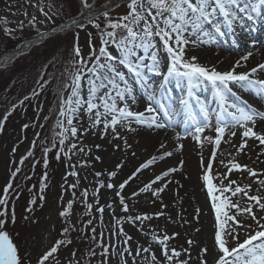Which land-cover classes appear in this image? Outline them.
<instances>
[{
    "label": "snow or ice",
    "instance_id": "1",
    "mask_svg": "<svg viewBox=\"0 0 264 264\" xmlns=\"http://www.w3.org/2000/svg\"><path fill=\"white\" fill-rule=\"evenodd\" d=\"M79 3L81 11L78 16L71 23L61 25L60 30L65 31L73 26L82 30L91 25L96 30L95 39L98 43L93 44V34L88 32L89 51L85 56L79 45V32L75 33L76 43L73 45V56L70 61L71 71L65 69L61 73L65 81L59 90V111L53 126L54 129H59L55 132L52 141V147H56L57 139L59 143L56 159H60V153L71 159L70 153L78 148V144L70 143L67 151L64 145L66 141L79 139L78 131L82 135L90 131L93 133L98 131L100 139L109 137V142L118 140L120 143L112 145L113 149L118 151H126L132 147L128 143L127 136L121 135V131L128 133H136L138 129L173 131L175 133L173 150L152 156L127 179L119 183L115 195L119 197L122 211L129 213V205L122 194L129 182L136 178L137 173L148 169L158 160L163 161L173 157L174 154H181L184 149L182 141L190 137L201 150L198 155L202 175L198 176V179L202 182L201 188L205 190L206 198L210 201V210L214 212L212 248L214 264H264V170L258 171L248 165H242L235 159V155L244 153L249 140L258 141L260 146H264V132L256 130L258 121L264 122V110H258L241 101V97L233 90V86H236L241 91L264 98V79L259 78L258 75H264V63L246 72L237 71L238 68L246 67L247 61L253 55L252 48H249L246 54L235 61L227 71H218L216 65L201 63L198 55H189L205 45L227 43L225 38L235 37L238 35V30L254 32L257 21L264 20V0H123L126 4V13L115 17L110 15L109 6L112 0H107L103 6L104 11L99 13L96 12V0H92V3H89V0H79ZM35 7H38L47 19H51L42 7L39 5ZM23 14L28 15L27 12ZM101 17H103V25L99 22ZM36 19L35 15L31 16L28 24L35 27ZM80 19L87 23H80ZM0 24L5 26L3 30L6 35H11L16 30L7 27L6 18L0 19ZM17 27L22 30L25 27L24 21H19ZM39 35L43 39L44 34ZM231 43L233 47L238 48L236 39L233 38ZM251 45L255 47V41H251ZM161 52L166 53L167 64L161 63ZM154 77H159V80H155ZM130 79L147 95L143 111L134 107L137 101ZM48 82L40 83V91H43ZM173 84L180 90L178 98L172 95ZM209 90L211 99L202 98L200 93ZM40 91L33 90L32 95L38 96ZM65 92L67 96L64 95ZM27 99L29 97L26 96L25 100ZM237 101L241 102L237 103ZM20 103L22 105L24 101ZM14 110L15 106L12 111ZM10 114L11 111L0 121V133L3 132L4 122ZM45 119L47 120L48 117ZM28 127L29 125H24V128ZM177 127L182 130L177 131ZM237 128L242 129L241 143L238 147L233 145L236 147V153L235 155L229 153L232 158L227 163L223 159L218 161V165L227 171H217L214 177L213 161H216L217 150L226 134L229 140L224 143H231V137L236 136ZM206 131L214 132L216 135H205ZM206 144L215 146L207 165L203 156ZM95 147L100 149L102 146L97 144ZM166 147L163 142L159 145V149ZM51 150V148L43 149L45 157ZM78 150L83 152L85 148L79 147ZM32 155L33 152L29 151L20 163L23 164L24 159ZM132 155L134 156L135 152H132ZM262 155H264V147H261L257 159ZM94 158L96 161L102 159L100 156ZM184 164L183 159L178 160L175 166L155 175L153 180L144 184L139 191L133 192L132 196L148 193L155 198L152 203L159 201L162 209L167 208L168 205L163 203L162 193L174 183L176 185L174 191L179 196V189L183 185L179 180L174 179V174H183ZM123 166V163H117L114 170L95 172V176L106 175L110 180L114 179ZM72 167L74 168L75 165ZM234 172L241 176L247 173L249 178H255L253 180V184H256L255 190L252 184L241 185L237 180L230 179ZM15 175V172L12 173L13 177ZM68 175L77 178V183L70 185L75 189L79 183V174L71 171ZM46 179L45 173L44 180ZM214 180H217L218 184L214 183ZM98 183L99 187L93 192V196L97 197L95 200L97 205H99L100 188H117V185L111 182ZM45 187L46 184L41 183L40 201L45 199L43 195ZM11 188L12 184H7L3 197H0V264H31L26 256L21 255L20 247L8 228L9 223L16 222L14 209L11 215L8 211ZM81 195L86 201L88 190L85 189ZM242 198L246 200L244 206L240 203ZM30 203L37 205V198L34 196ZM72 207L73 201H69L66 209L59 215L67 218ZM106 207L115 211L111 204H107ZM85 208V214L90 215L93 204L87 203ZM96 210L100 213L102 222L105 206H99ZM33 211V208L28 209L29 213ZM161 216L171 220V216L163 210L154 214H129L116 219L118 231L109 236L108 243L104 241L103 232L97 240L96 228L93 227L91 239L101 248V252L97 253L95 248H92L88 255L93 257L100 255L103 258L100 264H108L110 255L118 257L117 264H129V260L131 264H137L138 257L140 264H192V248L199 246L198 240L187 237L188 247L181 246L178 250L170 241L175 240L180 233L174 232L169 235L166 232H157L155 229L151 232L144 230L145 221L158 219ZM199 216L200 209L197 208L193 222L198 224ZM25 219L29 218L25 217ZM180 219L184 224L190 223L183 216ZM92 222L93 220L89 219L87 224L91 225ZM122 222L136 225L142 235L150 237L151 243L145 247L136 242L137 246L133 251L129 243L133 237L124 231ZM70 229L74 230V226L64 227L65 237ZM193 231L199 233L201 229L195 227ZM111 236L123 237L119 252L116 251L117 245L112 242ZM71 243V239L67 238L57 240L37 259L36 264H60L55 254L62 245ZM153 245L156 246V250L153 249ZM109 249H112L111 253ZM145 253L147 255H143ZM209 254L207 245L201 246L195 259L198 264H208L206 257ZM72 255L75 257V252ZM70 264H79V261L73 260Z\"/></svg>",
    "mask_w": 264,
    "mask_h": 264
},
{
    "label": "rangeland",
    "instance_id": "2",
    "mask_svg": "<svg viewBox=\"0 0 264 264\" xmlns=\"http://www.w3.org/2000/svg\"><path fill=\"white\" fill-rule=\"evenodd\" d=\"M92 3V0H89ZM107 0H96V12L104 11V5ZM119 4V7L113 5ZM39 5L47 12L51 19H47L39 10ZM110 15L115 17L126 13V4L123 0H112ZM81 11L79 0H0V19L6 18L7 27L16 29L11 35H6L3 24H0V55L15 48L20 43L28 40L35 35L51 31L56 26L70 21L78 16ZM27 12V16L23 13ZM36 16V26L31 27L28 20L31 16ZM19 21H24L25 27L21 30L17 27ZM43 21V23H41ZM80 23H87L81 19ZM103 25V17L99 21ZM79 32V45L82 54L87 55L88 32L93 34V44H97L95 39L96 30L88 25L85 29H78L73 26L71 29L60 31L56 35L47 38L43 43L38 44V49L33 48L30 52L22 55L12 63L0 67V121L11 111L6 122H4L3 132L0 133V197H3L4 189L11 183L9 189L8 211L11 215L15 211V224L9 223L8 228L14 236L15 242L19 245L21 255L31 264H36L37 259L57 240L71 239L72 243L62 245L55 254L60 264H70L71 261H79V264H100L103 259L100 255L89 256L90 249L95 248L97 253L101 248L93 243L91 229L96 228L97 240L100 239V233L103 232L105 243L109 242V236L118 231L116 219L126 217L131 213H122L120 216L107 215L103 213L101 222L100 213L97 212L98 205L92 198L90 186L79 163L71 155L67 159L63 153H60V159H56L59 151L57 139L56 147H52L53 137L59 129H54V123L59 111V90L62 87L65 77L61 75L65 69L71 71L70 61L73 56V45L76 43L75 33ZM50 43V45H48ZM48 45V47H47ZM43 77V79H41ZM49 81L43 91H40V83ZM33 90L40 91L38 96H33ZM67 96V93H64ZM29 99L25 100V97ZM20 101H24L21 105ZM13 106L15 110L12 111ZM45 117H48L46 120ZM29 125L24 128V125ZM43 125V127H41ZM37 134H39L37 136ZM35 141V147H33ZM70 143L66 141L64 148L67 151ZM51 148L45 157L43 149ZM29 151L33 155L24 159ZM45 159L47 167L45 168ZM72 165H75L73 168ZM19 169V171H17ZM75 171L79 174V183L75 189L70 185L77 183V178L68 175ZM16 173L15 177L12 173ZM45 173L47 179L44 180ZM41 183L46 184L43 195L45 199L39 200ZM117 188L109 189L116 191ZM87 189L88 197L85 201L81 193ZM75 193V196H73ZM18 196V198H17ZM37 198V205L30 203L33 197ZM145 198H150L146 196ZM73 201V207L70 215L65 218L59 213L66 209L67 203ZM93 204L91 214L86 215L85 204ZM33 208L32 213L28 212ZM256 211V209H254ZM253 210V211H254ZM131 215H137L133 212ZM214 221V212L213 215ZM25 217L29 219L26 220ZM239 218V217H238ZM92 219L91 225L87 221ZM74 226L70 229L67 237L63 232L64 227ZM124 231L133 237L130 245L135 251L136 242L145 247L151 243L150 237H145L136 225L122 222ZM155 229L151 224L144 223V230L151 232ZM214 232V228H213ZM179 233V232H178ZM193 232L187 231L183 238L184 245L187 235ZM145 239H142L144 238ZM192 238V237H191ZM193 239V238H192ZM213 242V234H211ZM113 243L117 245L116 251H120L123 237L111 236ZM195 240V239H194ZM172 245V241H170ZM175 246V245H174ZM155 245L153 249L155 250ZM186 247V246H184ZM112 249H109L111 253ZM75 252V257L72 253ZM143 255H147L146 253ZM159 256V251L157 252ZM118 257L109 256L108 264H117ZM131 264V260H129ZM137 264H140V258H137ZM214 264V260L210 263Z\"/></svg>",
    "mask_w": 264,
    "mask_h": 264
},
{
    "label": "bare ground",
    "instance_id": "3",
    "mask_svg": "<svg viewBox=\"0 0 264 264\" xmlns=\"http://www.w3.org/2000/svg\"><path fill=\"white\" fill-rule=\"evenodd\" d=\"M233 38L236 39L238 48L233 47L231 43ZM38 39L40 40L41 37ZM38 39L29 38L26 42H22L18 45V48H14L4 53L3 56L0 57V65H5L6 63L9 64L18 57L29 52L35 46L34 41ZM225 39L227 40V43L222 42L220 45L212 46L205 45L196 52L189 53V55H198L201 63L216 65L218 71H227L232 67L235 61L239 60L241 56L246 54L249 48H252L253 55L247 61L246 67L238 68L237 71L246 72L257 65L264 63V20L257 21L254 32L248 33L243 30H238V35L235 37H227ZM251 41H255V47H252ZM160 59L162 64H167L168 58L166 53L161 52ZM219 61L223 62L220 63ZM121 70L126 72L123 68H121ZM258 75L259 78L264 79V75ZM154 79L159 80V77H154ZM130 83L132 84L134 94L136 95L137 102L134 107L136 110L143 111L146 106L147 95L139 88L138 85L131 81V79ZM171 88L172 95L178 98L180 96V90L176 89L174 84L171 85ZM233 90L241 97V101L247 102V104L258 110H264V98L256 97L250 92L241 91L236 86H233ZM200 95L202 98L207 100L211 99L210 90L207 92H201ZM241 101H237V103H240ZM213 106L215 105L213 104ZM176 130L181 131L182 129L177 127ZM256 130L264 132V122L258 121ZM235 131L236 136L231 137V143H224V141L229 140V136L226 134L224 141L221 142L220 148L217 150L216 161H213L212 175L214 177L217 171H227V169L218 165V161L223 159L225 163H227L228 160L232 158L229 156V153H232L233 155L236 153V147H233V145L238 147L241 143L242 129L237 128ZM121 135L127 136L128 143L132 145V147L126 151L114 150L112 145L120 143V141L112 140L109 142V137L100 139V133L98 131L95 133L90 131L83 135L78 131L77 136L79 139L68 141L69 143L76 142L78 144V148H85V151L83 152H80L78 148L74 149L71 154L74 155V158L79 163L85 177H87L94 201L97 197L93 196V192L99 187L98 182H111L117 185L127 179L137 168H139L142 163H145L152 156H159L163 151L173 150L175 146L173 139L175 133L171 130L165 131L161 129L146 131L144 129H138L136 133L121 131ZM205 135L215 136L216 133L206 131ZM161 142L167 145L166 149H159ZM182 142L184 144V149L181 154H174L173 157L166 158L163 161L158 160L155 164L149 166L148 169H144L137 173L136 178L129 182L122 194L126 198V202L129 205V213L131 214L133 212H136L137 214H154L163 210L165 213L170 215L171 220L167 219L165 216H161L158 219L153 218L152 220L145 221L144 223L146 225L151 224V226H153L155 230L160 233L166 232L171 235L174 232H179L180 235L175 240H172V243L178 250L181 246L188 247L186 242V245L182 243L184 242L183 238H185L184 235L187 231L193 232L187 235V237H192L193 239L198 240L200 244L199 246H194L192 248V264H198V261L195 258L199 253V247L204 245H207L210 250V254L206 257L208 264H210L214 260V253L212 252L213 242H211L210 239L211 234H213L214 221L211 216L213 215V211L210 210L209 207L210 201L206 198V192L201 188L202 182L198 179V176L202 175L200 157L198 155L201 150L190 137ZM97 144L102 147L97 149L95 147ZM214 147V145H205V148L203 149L205 165H207L211 151ZM261 147L264 146H260L258 141L249 140L244 153L235 155V159L242 165H248L258 171L264 170V163L261 162L264 161V155L257 159V155L260 152ZM89 149H91V152H89ZM132 152H135L134 156L132 155ZM221 153H223V155H221ZM95 156H100L102 158L101 161H96L94 158ZM180 159L185 161L183 174H174V179L179 180L183 187L179 189V196H177L174 191V189H176V185L174 183L170 184L168 189L162 193L163 203L168 205L167 208L162 209L159 201L152 203L151 201L155 198L151 197L148 193H141L139 196L135 197L132 196L133 192L139 191L144 184L153 180L155 175L160 174L162 171L167 170V168L171 166H175ZM117 163H123L124 166L119 170L116 178L110 180L106 175L100 177L95 176V172H109L114 170ZM185 176L187 179H185ZM230 179L237 180L241 185L252 184L253 190L256 188V184H253V180L255 178H249L247 173H244L243 176H241L240 174L234 172L230 176ZM214 183L218 184V181L214 180ZM225 183H227V181H225ZM116 191L113 192L107 188L99 189L98 207L105 206L104 213L107 215L116 214L117 216H120L124 213L122 211V206L119 205V197L115 195ZM146 196H149L150 198H145ZM233 199L235 200L236 198ZM240 203L244 206L246 200L242 198ZM107 204H111L115 211L113 212L112 210H109L106 207ZM197 208L200 209L198 224L193 222V216ZM257 214L259 215L260 213ZM181 216H183L184 219L190 223L184 224L183 220L180 219ZM173 221L176 222L174 223ZM248 222L251 223V221ZM195 227H200L201 231L199 233L194 232L193 229ZM142 239H145V237Z\"/></svg>",
    "mask_w": 264,
    "mask_h": 264
},
{
    "label": "water",
    "instance_id": "4",
    "mask_svg": "<svg viewBox=\"0 0 264 264\" xmlns=\"http://www.w3.org/2000/svg\"><path fill=\"white\" fill-rule=\"evenodd\" d=\"M73 20V19H72ZM72 20H70V21H66L65 23H63V24H66V23H71V21ZM81 20V19H80ZM63 24H61V25H63ZM61 25H58L57 27H55L53 30H51V31H44V32H41V33H43L44 34V38L43 39H38L39 37H40V33L39 34H37V35H35L34 37H32L31 39H34V38H37L38 40H36V41H34V44H39V43H41V42H43L48 36H50V35H52V34H54V33H56V32H58V31H60V26ZM26 42V41H25ZM16 48H18V46L16 47ZM1 56H3V55H1ZM0 56V57H1ZM7 64V63H6ZM5 64V65H6ZM1 66H3V65H0V67Z\"/></svg>",
    "mask_w": 264,
    "mask_h": 264
},
{
    "label": "trees",
    "instance_id": "5",
    "mask_svg": "<svg viewBox=\"0 0 264 264\" xmlns=\"http://www.w3.org/2000/svg\"><path fill=\"white\" fill-rule=\"evenodd\" d=\"M48 45H50V43H48ZM48 45H47V47H48ZM38 47H39V46H36V45H35L33 48L38 49ZM33 48H32V49H33ZM32 49H31V50H32ZM20 57H21V56H20ZM17 59H18V58H17Z\"/></svg>",
    "mask_w": 264,
    "mask_h": 264
}]
</instances>
